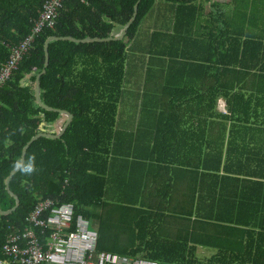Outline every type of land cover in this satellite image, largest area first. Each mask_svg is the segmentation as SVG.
<instances>
[{
    "label": "trees",
    "instance_id": "trees-1",
    "mask_svg": "<svg viewBox=\"0 0 264 264\" xmlns=\"http://www.w3.org/2000/svg\"><path fill=\"white\" fill-rule=\"evenodd\" d=\"M45 1L0 0V65L29 34ZM198 1H178L171 31L155 30L134 50L136 29L156 0H140L122 40L87 43L80 40L123 31L136 0H65L53 27L38 35L0 88V210L17 201L0 214V248L8 229L22 230L28 211L53 199L72 203L74 214L90 221L97 252L165 264H264V84L239 83L264 76L242 57L252 43L245 16L229 20L213 11L206 33L195 35ZM51 36L74 39L49 43L40 98L52 111L35 99ZM132 56L144 63L135 112H189L190 134L173 133L182 125L178 115L159 117L163 130L154 147L149 133L116 129ZM61 111L72 115L64 134L40 138L25 151L23 160L34 155L37 171L8 179L25 144L50 133ZM214 126L222 129L216 146L212 134L194 132ZM235 127L248 133L225 131ZM182 136L190 141L185 149L175 145ZM234 141H243L238 159L229 147ZM182 178L189 196L183 197Z\"/></svg>",
    "mask_w": 264,
    "mask_h": 264
},
{
    "label": "built area",
    "instance_id": "built-area-1",
    "mask_svg": "<svg viewBox=\"0 0 264 264\" xmlns=\"http://www.w3.org/2000/svg\"><path fill=\"white\" fill-rule=\"evenodd\" d=\"M65 0H46L39 18L22 41L9 49L0 65V88L16 69L22 56L34 48L36 38L52 28ZM223 112V103L218 101ZM22 230L8 229L0 251V264H165L134 259L113 253L97 252V231L82 215L74 214L72 203L41 200L25 216Z\"/></svg>",
    "mask_w": 264,
    "mask_h": 264
},
{
    "label": "crops",
    "instance_id": "crops-1",
    "mask_svg": "<svg viewBox=\"0 0 264 264\" xmlns=\"http://www.w3.org/2000/svg\"><path fill=\"white\" fill-rule=\"evenodd\" d=\"M178 1L180 0H156L151 11L140 21L138 29H136L135 38L132 41V48L134 50H140L155 30H165L167 32L171 31L174 25V13L176 12ZM197 3L200 5L201 11L198 14V20L196 21L195 35L197 34L201 36L206 33L204 32L203 26L208 20L209 14L213 11L225 14L229 20H232L235 16H237V14L238 16H241V14L245 16V18L249 21V25L247 29H245V33L252 43L246 47L242 57L244 58L246 65L253 67L252 72L254 74H261V76H264V73H260L264 72L262 71L264 69V0H199ZM230 23L233 24L234 22ZM122 32L123 31H117L116 33L118 35L116 36H120ZM228 32L230 35H235L237 30H229ZM223 35L225 36L226 34ZM225 41L226 39H224V42ZM229 47L230 53L235 46H231L230 44ZM223 53H225V51ZM239 57H241V54H239ZM130 58L131 59H129L126 63L125 95L122 103L120 104L119 112H117L116 129L124 134L149 133L151 135V147H154L156 146V143H158L156 135H159V132L163 130V127L160 126L163 122L159 120V117L178 115L183 117L182 125L172 127L173 133L176 132L175 130H178V132H182L181 134L183 135L190 134L192 132L191 125H189L188 120H185L191 116L189 112H135L134 95L143 82L142 68L144 67V63L136 59L134 56ZM236 68H238V66ZM254 79L256 80L248 78L245 81H239V83L248 85L253 83L264 84V78ZM122 105H126V108L122 109ZM217 110L219 113H223L218 105ZM65 121V117L62 116L61 120L55 124V127L50 134L58 133L59 128L63 126ZM228 130L231 132L248 133L247 127L225 129L226 132ZM194 132H206L212 134V138L214 140L213 145L216 146V141L219 140L222 129L214 126L212 129L204 128L203 131L198 130ZM242 142L243 141H234L229 145L230 149H232V156H235V159H238L237 149L239 148V145L243 144ZM189 143L190 141L186 140L182 136L179 140H176L175 145H181V148L185 149L189 146ZM245 144L248 145L249 143L246 142ZM123 146L124 144L121 147ZM145 146L146 144L144 145L141 143V148ZM245 148L248 149L249 146ZM181 188L183 197L189 196V183H185L183 178ZM182 204L183 206H188V201L186 199H182Z\"/></svg>",
    "mask_w": 264,
    "mask_h": 264
},
{
    "label": "water",
    "instance_id": "water-1",
    "mask_svg": "<svg viewBox=\"0 0 264 264\" xmlns=\"http://www.w3.org/2000/svg\"><path fill=\"white\" fill-rule=\"evenodd\" d=\"M140 2V0H136L133 8H132V14H131V17L128 19V21L123 25V32L120 36H109L108 38H105V39H99V38H94V39H90V38H86V39H83V40H80L81 42L83 43H87V42H103V41H116V40H122L123 39V35L125 33V30L128 28V26L131 24V22L134 20L135 16H136V9H138V3ZM52 40H71L73 41L74 39L70 38V37H54V36H51L49 37L46 42H45V67H44V70L38 74L37 78H36V81H35V99H36V102L42 106L44 109L46 110H50L52 111L53 108L51 107H48L46 105H44L41 101V98H40V93H41V89H40V78L41 76L46 72V69L49 65V59H50V55H49V43L52 41ZM60 114L65 117L66 121L65 123L63 124V126L61 128H59V131L58 133L56 134H50V133H45L44 131L41 132V134L39 135H36L35 137H32L26 144L25 146L23 147L22 151H21V155H20V159H23L24 157V154H25V151L27 149V147L32 143V142H35L36 140H39L40 138H48V139H54V140H57L59 139L65 132V130L67 129V127L69 126L71 120H72V115L68 112H65V111H61ZM16 172V170H13L10 172L9 176H8V179ZM8 179L7 181L5 182V190L7 191V182H8ZM10 195V194H9ZM11 196V195H10ZM13 197V196H11ZM13 199L15 200V203L13 205V207H11L10 209L8 210H5V211H2L0 210V214H8L9 212H11L15 206L17 205V201L15 199V197H13Z\"/></svg>",
    "mask_w": 264,
    "mask_h": 264
},
{
    "label": "clouds",
    "instance_id": "clouds-1",
    "mask_svg": "<svg viewBox=\"0 0 264 264\" xmlns=\"http://www.w3.org/2000/svg\"><path fill=\"white\" fill-rule=\"evenodd\" d=\"M14 170L19 171L21 174L31 176L37 171L35 165V156H30L27 160L19 159L13 165Z\"/></svg>",
    "mask_w": 264,
    "mask_h": 264
},
{
    "label": "rangeland",
    "instance_id": "rangeland-1",
    "mask_svg": "<svg viewBox=\"0 0 264 264\" xmlns=\"http://www.w3.org/2000/svg\"><path fill=\"white\" fill-rule=\"evenodd\" d=\"M125 108H126V105H122V109H125ZM198 254H200L201 256H207V253H204L202 250H199Z\"/></svg>",
    "mask_w": 264,
    "mask_h": 264
}]
</instances>
